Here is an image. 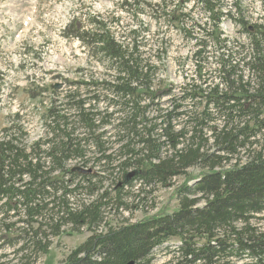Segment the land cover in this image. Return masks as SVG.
Segmentation results:
<instances>
[{
	"label": "trees",
	"instance_id": "obj_1",
	"mask_svg": "<svg viewBox=\"0 0 264 264\" xmlns=\"http://www.w3.org/2000/svg\"><path fill=\"white\" fill-rule=\"evenodd\" d=\"M195 3L206 22H193L196 15L184 13L182 2L120 4L135 14L151 10L159 27L168 23L195 40L196 76L171 100L169 111L159 101L175 97L172 91L152 89L155 62L166 56L163 38L156 49L154 44L151 62L147 30L140 25L119 34L114 32L121 23L117 18L108 21L97 14L65 25L62 37L79 42L114 76L81 84L93 94L87 100L73 94L66 96V105L51 102L43 116L49 138L28 152L16 137H0V227L12 238L22 236L9 242L11 247L21 243L15 264H34L49 247L40 231L57 236L66 225L89 235L64 264H155L159 257L165 258L163 264H264V20L247 24L238 17L236 3ZM224 21L240 26L247 42L221 38ZM208 58L217 66L210 74L201 68ZM209 76L218 83L208 84ZM102 91L105 97L98 95ZM100 102L107 104L103 112H97ZM40 146L42 157H37L34 149ZM89 152L97 156L96 175L83 170ZM72 161L76 164L63 170ZM131 168L136 170L124 173ZM190 169L206 173L187 178ZM116 170L122 182L102 185V177ZM180 176L187 181L176 191L177 212L129 225L104 223L112 211L127 210L121 202L124 188L134 182L141 189L166 187Z\"/></svg>",
	"mask_w": 264,
	"mask_h": 264
},
{
	"label": "rangeland",
	"instance_id": "obj_2",
	"mask_svg": "<svg viewBox=\"0 0 264 264\" xmlns=\"http://www.w3.org/2000/svg\"><path fill=\"white\" fill-rule=\"evenodd\" d=\"M151 4H158L159 0H145ZM176 4H184V13L196 15L193 22L204 23L206 16L202 14L200 6L195 0H168ZM224 3H236L240 6L238 17L249 25L264 20V0H220ZM122 0H0V137L11 135L17 142L29 151L32 144L48 139L47 130L44 128L43 116L51 102L68 104L66 96L76 94V100L84 101L93 96L83 83L108 82L114 74L108 70L106 64L102 65L99 58H89L86 51L77 41L67 40L62 37L61 31L72 18L85 20L89 14H97L108 21L113 18L119 20L120 25L114 32L122 34L125 29L139 26L147 32L143 35L148 41L145 48L153 57L154 44L159 46L163 38V49L166 56L154 71L152 80L153 90L163 92L172 91L175 97H163L160 107L170 110L176 98L182 95L181 88L191 83L190 78H195L197 67L192 59L196 51L195 40L185 39L172 25H157L155 15L151 10L140 14L121 10ZM232 14H236L232 10ZM192 21V19H190ZM143 24V26H142ZM113 26V25H111ZM210 27V23L206 26ZM221 38L245 44L247 36L244 30L229 21L220 25ZM123 36V35H122ZM209 51H213L210 47ZM26 52H29L26 54ZM161 56V55H160ZM211 56V55H209ZM215 56V53L214 55ZM202 72L217 69L214 59L208 58ZM216 76L213 73L215 78ZM211 76H209L210 78ZM215 78L208 79V84L218 83ZM197 83V81H195ZM59 86L58 88H54ZM98 95L106 96L104 91ZM108 97L107 99H109ZM54 108L58 103L52 105ZM88 105L85 106L87 108ZM106 103H99L97 112L106 109ZM111 112V108H107ZM14 128V132L2 133L5 129ZM107 136L112 135L109 127L105 128ZM15 133V135H13ZM83 134V132H81ZM113 141L111 137L109 143ZM116 148V147H115ZM35 155L41 156L42 147L34 149ZM87 164L83 170L96 175L94 167L97 156L88 153ZM76 161L65 163L63 170L72 168ZM136 170L131 168L124 173ZM187 178H196L206 171L190 169ZM102 177V176H101ZM70 178L68 175L65 179ZM102 183L104 186L114 187L121 183L120 174L115 171L112 176L105 175ZM184 176L174 178L169 186L153 185L148 189H141L139 183L134 182L133 187H126L121 191V202L127 210L115 213L112 211L104 220L109 226H121L146 221L152 217L169 215L178 211L179 203L176 197L177 189L187 180ZM25 179V178H24ZM102 180V179H101ZM141 189V190H140ZM127 196H130L127 197ZM82 197L76 198L81 202ZM74 200V202H76ZM76 206V205H75ZM4 217L0 214V223ZM15 221V219H12ZM43 223V221H42ZM2 224V223H1ZM3 224H7L4 222ZM42 243L48 242V251L39 255L34 264H64L66 257L80 246L88 237V233L81 229L79 232L70 231L66 225L60 229V234L50 236L44 229L41 231ZM45 232V234H42ZM12 238L0 227V257H4L5 264H15L14 256L21 243L11 247L9 243L22 236ZM173 243V242H172ZM171 243V244H172ZM164 257H159L155 264H163Z\"/></svg>",
	"mask_w": 264,
	"mask_h": 264
},
{
	"label": "water",
	"instance_id": "obj_3",
	"mask_svg": "<svg viewBox=\"0 0 264 264\" xmlns=\"http://www.w3.org/2000/svg\"><path fill=\"white\" fill-rule=\"evenodd\" d=\"M59 86H56L54 88H58ZM129 177H131V175H129ZM128 264H134V262H129Z\"/></svg>",
	"mask_w": 264,
	"mask_h": 264
}]
</instances>
